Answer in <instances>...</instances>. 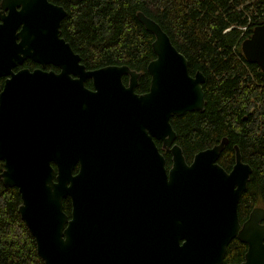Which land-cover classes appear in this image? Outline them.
<instances>
[{"label":"water","instance_id":"1","mask_svg":"<svg viewBox=\"0 0 264 264\" xmlns=\"http://www.w3.org/2000/svg\"><path fill=\"white\" fill-rule=\"evenodd\" d=\"M65 14L52 0H0V177L17 187L39 256L46 264H223L237 237L247 246L236 264H264V206L242 222L238 214L252 170L239 146L226 170L217 159L227 136L190 162L175 141L170 117L204 109L203 72L190 74L167 32L138 10L154 57L148 89L136 93L138 70L81 62L60 35ZM241 51L264 71V22ZM27 58L39 66L14 69ZM154 138L171 153L169 168Z\"/></svg>","mask_w":264,"mask_h":264},{"label":"trees","instance_id":"2","mask_svg":"<svg viewBox=\"0 0 264 264\" xmlns=\"http://www.w3.org/2000/svg\"><path fill=\"white\" fill-rule=\"evenodd\" d=\"M53 1L66 9L60 35L80 54L81 62L87 68L125 63L141 72L140 91L148 88L146 65L154 57V35L139 21L136 11L155 19L187 57L189 72L200 69L205 76L204 109L170 118L184 156L190 160L199 149L227 136L218 162L229 170L237 144L242 160L252 167L238 203L240 221L255 205L264 206V71L241 51L242 39L255 24L264 22V0ZM24 65L32 68L38 64L27 58ZM2 81L0 78V88ZM2 168L0 160V171ZM20 201L17 187L6 186L0 177V264H46L18 212ZM63 208L70 213L68 197ZM246 246L234 237L223 264L240 262Z\"/></svg>","mask_w":264,"mask_h":264},{"label":"flooded vegetation","instance_id":"3","mask_svg":"<svg viewBox=\"0 0 264 264\" xmlns=\"http://www.w3.org/2000/svg\"><path fill=\"white\" fill-rule=\"evenodd\" d=\"M53 1V0H52ZM55 2V1H54ZM26 60V59H25ZM24 60V61H25ZM53 65V64H52ZM21 66H25L24 65V62H23V64H21V65H18V66H16L14 69H17V68H19V67H21ZM36 66H39V65H36ZM46 66H47V64L43 67V68H45V69H47V70H49V69H53L54 71H56V72H58L60 69H59V67L58 66H55V65H53V67L52 68H46ZM28 67V66H27ZM35 67V66H34ZM30 68V67H29ZM33 68V67H32ZM200 70V69H199ZM196 71V70H195ZM141 72L139 71V76H138V78H137V84L135 85V88H134V91L136 92V93H141V92H144V91H146L148 88H146V89H144V90H138V85H139V79H140V74ZM190 74H194V72L193 73H190ZM73 75V74H72ZM0 78H3V80H4V77H0ZM150 78V77H149ZM128 81H129V76L127 75V74H123L122 75V82H123V84H125V85H127L128 84ZM149 81H150V79H149ZM83 83H84V85L86 86V87H88L89 89H94V85H93V79H92V77H86L85 79H84V81H83ZM2 84H3V81H2ZM148 86H149V84H148ZM147 86V87H148ZM205 104V103H204ZM171 118V117H170ZM154 141L156 142V144H157V146L159 147V150L161 151V153L163 154V156H164V159H165V166H166V168H169L170 167V165H171V153L169 152V151H167V150H165V148L162 146V140L161 139H155L154 138ZM175 141H176V138H175ZM168 154L170 155V162H168V164H167V157H168ZM185 159H186V157H185ZM192 159V158H191ZM191 159L190 160H188V159H186V161L187 162H190L191 161ZM153 163V162H152ZM151 163V164H152ZM77 168H78V165H75V167H74V171H77ZM126 174H129V171H130V169H131V167L130 166H126ZM133 169V168H132ZM130 185H128V187H129ZM127 187V188H128ZM67 198V197H66ZM70 200V199H69ZM63 206H64V200H63ZM70 208H71V204H70ZM70 211H71V209H70ZM66 212V211H65ZM67 213V212H66ZM68 215H70V213H67ZM242 222V221H241Z\"/></svg>","mask_w":264,"mask_h":264}]
</instances>
